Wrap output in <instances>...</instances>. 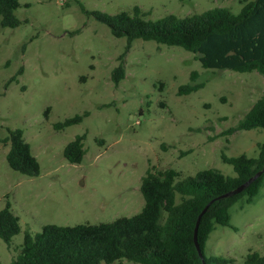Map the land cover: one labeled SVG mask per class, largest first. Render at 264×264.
<instances>
[{
  "label": "rangeland",
  "instance_id": "obj_1",
  "mask_svg": "<svg viewBox=\"0 0 264 264\" xmlns=\"http://www.w3.org/2000/svg\"><path fill=\"white\" fill-rule=\"evenodd\" d=\"M18 1L19 26L0 27V210L10 203L20 232L10 246L0 240V264L17 258L26 230L109 223L139 213L141 178L151 167L173 169L180 178L207 169L235 177L222 153L258 156L264 129L226 131L264 94V76L203 69L192 53L153 41L137 39L125 51L124 38L81 10L115 15L138 7L157 21L214 8L236 14L251 0ZM119 64L125 77L115 85L111 75ZM193 72L203 88L178 96ZM85 112L80 123L53 129ZM8 129L22 130L38 176L9 168V146L1 142ZM83 134L85 154L71 164L63 150ZM230 216L231 227L215 225L205 256L233 264H244L251 252L264 256V179L254 201H237Z\"/></svg>",
  "mask_w": 264,
  "mask_h": 264
},
{
  "label": "trees",
  "instance_id": "obj_2",
  "mask_svg": "<svg viewBox=\"0 0 264 264\" xmlns=\"http://www.w3.org/2000/svg\"><path fill=\"white\" fill-rule=\"evenodd\" d=\"M19 6L18 0H0L1 28L19 26L15 15ZM81 10L107 26L113 37L124 38L125 51L137 39L153 41L192 53L203 69L255 71L264 76V0L248 1L236 14L227 8H214L184 18L171 14L157 21L147 20V15L138 7H133L131 13L115 15L87 12L82 6ZM124 77L125 69L119 64L112 71V82L117 85ZM196 77L197 73L193 72L190 83L179 87L178 96L203 88V84L194 82ZM14 80L16 77L11 82ZM85 116L87 112L67 118L55 123L53 129L64 130L80 123ZM256 129H264V94L226 134ZM84 139V134L78 135L65 146L63 156L69 163H81L85 154ZM1 142L9 146L6 162L11 170L28 177L38 176L39 163L24 141L22 130L8 129L7 137ZM221 161L232 167L235 177L207 169L180 178V173L173 169L151 167L141 178L139 190L144 206L139 213L109 223L46 225L35 234L26 230L21 251L11 264H120L123 260L134 264H203L193 233L198 215L211 201L199 221L197 243L206 264H233V259L207 258L205 246L215 225L231 227L230 208L237 201L245 197L247 203H252L258 196L264 172L243 192L219 198L262 170L264 141L256 158L244 154L228 157L222 153ZM19 232V217L6 202L0 210V240L10 246ZM244 264H264V256L251 252Z\"/></svg>",
  "mask_w": 264,
  "mask_h": 264
},
{
  "label": "water",
  "instance_id": "obj_3",
  "mask_svg": "<svg viewBox=\"0 0 264 264\" xmlns=\"http://www.w3.org/2000/svg\"><path fill=\"white\" fill-rule=\"evenodd\" d=\"M263 172H264V165H263V168H262L261 171H258L254 176H252L251 178H249L245 183L239 185L235 190H233V191H231V192H229L227 194H224V195L220 196L219 198H227L229 196L236 195V194H239V193L243 192L253 181H255L257 178H259L263 174ZM211 202H213V201H211ZM209 204H207L204 207V209L201 211V213L198 215L197 221H196V224H195V228H194V233H193V241H194L196 250L198 252V255L201 258L203 264H206V263L204 261L203 253L200 250L199 245L197 243V231H198L199 221H200L202 215L207 211Z\"/></svg>",
  "mask_w": 264,
  "mask_h": 264
}]
</instances>
